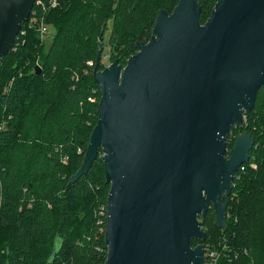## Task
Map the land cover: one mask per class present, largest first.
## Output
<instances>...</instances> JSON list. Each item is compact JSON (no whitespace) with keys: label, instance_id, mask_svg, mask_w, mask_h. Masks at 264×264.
<instances>
[{"label":"water","instance_id":"1","mask_svg":"<svg viewBox=\"0 0 264 264\" xmlns=\"http://www.w3.org/2000/svg\"><path fill=\"white\" fill-rule=\"evenodd\" d=\"M34 2L0 0V58ZM197 2L158 11L150 40L136 44L125 66L115 60L99 70L97 52V122L70 182L101 149L104 264H204V246L191 248V240L206 239L197 217L208 203L225 228L223 196L254 143L243 132L226 157L228 135L264 91V0H217L204 24Z\"/></svg>","mask_w":264,"mask_h":264},{"label":"trees","instance_id":"2","mask_svg":"<svg viewBox=\"0 0 264 264\" xmlns=\"http://www.w3.org/2000/svg\"><path fill=\"white\" fill-rule=\"evenodd\" d=\"M40 1L44 8H35L54 30L48 45L24 24L0 58V264H104L109 186L101 149L88 173L70 182L98 117L100 91L86 62L95 64L101 46L99 70L104 57L125 66L136 44L150 40L158 11L171 13L178 0H56L54 8ZM216 1L198 0L200 24ZM243 132L254 140L248 161L256 169L233 180L225 228L207 210L201 242L224 240L232 260L221 264H264L263 89L230 130L228 148Z\"/></svg>","mask_w":264,"mask_h":264},{"label":"built area","instance_id":"3","mask_svg":"<svg viewBox=\"0 0 264 264\" xmlns=\"http://www.w3.org/2000/svg\"><path fill=\"white\" fill-rule=\"evenodd\" d=\"M43 2L40 0H35L34 5L30 11L29 18L25 25L27 26V30H33L39 35L40 40L44 43L48 42L50 37H51V30L50 26H48L45 23L44 17L40 15V11L36 10L35 6L37 8L43 7ZM57 5L56 0H50L49 1V8H54ZM21 31V30H20ZM25 30L21 31V35L25 34ZM19 34V33H18ZM50 34V37L48 40H45V36ZM86 66L89 69H93L94 63L93 61H87ZM86 73V71L84 72ZM245 164H249L245 165ZM245 164H242L238 171L234 175V179H239V177L245 173L247 169L255 170L256 165L253 162H247ZM233 182V181H232ZM204 252H203V257H204V264H221V261L223 258L228 259V261H231L230 253L231 250L230 248L224 243V240L218 241L216 244H204ZM233 254V253H232ZM236 254H234L233 258L236 259Z\"/></svg>","mask_w":264,"mask_h":264},{"label":"flooded vegetation","instance_id":"4","mask_svg":"<svg viewBox=\"0 0 264 264\" xmlns=\"http://www.w3.org/2000/svg\"><path fill=\"white\" fill-rule=\"evenodd\" d=\"M231 148H232V147H231ZM231 148H228V145H227V152H226V155H225L226 157H227V155H228V151H229ZM230 186H231V190H232V182H231ZM230 194H231V192H230ZM225 198H226V196H223L222 203H226V202H224V199H225ZM209 209H213L211 203H208V205H207V210H209ZM207 210H206V214H207ZM206 214H205V216L198 215V217H197V221L200 222V224H201V229H202L203 231H204V227H205V224H206ZM201 242H202L201 240H195V239H192V240H191V248H194V247H196V246H198V245H201V244H202Z\"/></svg>","mask_w":264,"mask_h":264},{"label":"rangeland","instance_id":"5","mask_svg":"<svg viewBox=\"0 0 264 264\" xmlns=\"http://www.w3.org/2000/svg\"><path fill=\"white\" fill-rule=\"evenodd\" d=\"M50 30H51V35H52V34L54 33V30H53V28H52L51 26H50ZM109 32H110V30H108V31L105 33V36H104L105 43H106V41H107V39H108V37H109ZM49 37H50V34L46 35V36H45V40H48ZM45 45L47 46V45H48V42H46ZM104 54H107V48H104ZM102 63H103V67L109 65V62L107 61V59H105V57H104Z\"/></svg>","mask_w":264,"mask_h":264}]
</instances>
